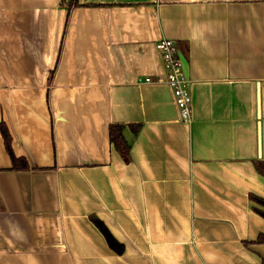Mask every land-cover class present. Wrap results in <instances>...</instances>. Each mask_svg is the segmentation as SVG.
Masks as SVG:
<instances>
[{"label": "crops", "instance_id": "1", "mask_svg": "<svg viewBox=\"0 0 264 264\" xmlns=\"http://www.w3.org/2000/svg\"><path fill=\"white\" fill-rule=\"evenodd\" d=\"M70 1L0 0V264H264V0Z\"/></svg>", "mask_w": 264, "mask_h": 264}, {"label": "built area", "instance_id": "2", "mask_svg": "<svg viewBox=\"0 0 264 264\" xmlns=\"http://www.w3.org/2000/svg\"><path fill=\"white\" fill-rule=\"evenodd\" d=\"M156 48L163 64L165 84L172 91L179 119L183 124L190 125L193 122V100L189 91V82L183 73L178 47L174 41L163 39L157 42ZM151 82H153L151 78L138 80L140 84Z\"/></svg>", "mask_w": 264, "mask_h": 264}, {"label": "trees", "instance_id": "3", "mask_svg": "<svg viewBox=\"0 0 264 264\" xmlns=\"http://www.w3.org/2000/svg\"><path fill=\"white\" fill-rule=\"evenodd\" d=\"M69 12H71L72 9L79 7V0H71L67 4ZM1 133L5 142V147L7 150V153L9 154L11 160H12V171H27L30 169L27 161L23 158H17L13 153L12 148V137L9 133V130L5 124H1ZM137 133V131H136ZM109 138L111 140V143L115 146L117 152L121 155V157L125 160V162L130 163L131 162V147L128 145V143L124 140L123 137V127L118 125H112L109 128ZM256 171L257 173L264 178V163H260L256 165ZM252 201L257 203L262 207L261 210H257V213L261 215L264 218V201L260 200L258 198L252 197ZM95 225H98L97 222H94ZM99 229L102 231V233L107 237L108 240L110 238L108 237V234L106 231L103 230V228L99 227ZM259 245H264V235L259 236L258 240L255 242ZM112 244V243H111Z\"/></svg>", "mask_w": 264, "mask_h": 264}, {"label": "water", "instance_id": "4", "mask_svg": "<svg viewBox=\"0 0 264 264\" xmlns=\"http://www.w3.org/2000/svg\"><path fill=\"white\" fill-rule=\"evenodd\" d=\"M262 106H263V114H264V87H263V101H262Z\"/></svg>", "mask_w": 264, "mask_h": 264}, {"label": "rangeland", "instance_id": "5", "mask_svg": "<svg viewBox=\"0 0 264 264\" xmlns=\"http://www.w3.org/2000/svg\"><path fill=\"white\" fill-rule=\"evenodd\" d=\"M261 207V206H260ZM259 210H261L262 211V207H261V209H259Z\"/></svg>", "mask_w": 264, "mask_h": 264}]
</instances>
